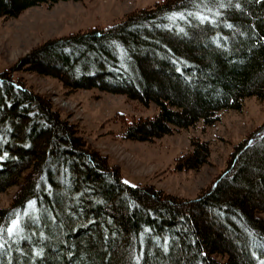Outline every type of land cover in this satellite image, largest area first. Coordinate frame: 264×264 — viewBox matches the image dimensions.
I'll return each instance as SVG.
<instances>
[{
    "label": "trees",
    "instance_id": "obj_1",
    "mask_svg": "<svg viewBox=\"0 0 264 264\" xmlns=\"http://www.w3.org/2000/svg\"><path fill=\"white\" fill-rule=\"evenodd\" d=\"M71 1L81 0H0V18ZM20 72L156 105L154 117L117 116L129 141L211 127L246 99H264V0H164L110 28L48 41L0 73V195L17 187L0 208V264H264V125L185 200L127 185ZM191 147L175 171L210 165L208 141L194 137Z\"/></svg>",
    "mask_w": 264,
    "mask_h": 264
},
{
    "label": "rangeland",
    "instance_id": "obj_2",
    "mask_svg": "<svg viewBox=\"0 0 264 264\" xmlns=\"http://www.w3.org/2000/svg\"><path fill=\"white\" fill-rule=\"evenodd\" d=\"M164 0H81L52 7L31 8L17 18H0V73L11 69L34 49L48 41L93 28L107 29L128 15L151 8ZM29 89L48 98L63 120L80 134L109 164L119 167L122 179L131 187L152 186L166 195L194 200L227 169L234 148L256 128L264 125V99H246L241 111L219 114L220 121L208 127L180 130L155 142L124 138L118 115L154 117L156 105L144 106L122 95L98 90L69 91L55 78L18 73ZM198 137L211 146L210 165L200 171H175L176 159L192 151L191 139ZM17 187L0 195V208L10 207ZM264 219V213L260 214Z\"/></svg>",
    "mask_w": 264,
    "mask_h": 264
},
{
    "label": "snow or ice",
    "instance_id": "obj_3",
    "mask_svg": "<svg viewBox=\"0 0 264 264\" xmlns=\"http://www.w3.org/2000/svg\"><path fill=\"white\" fill-rule=\"evenodd\" d=\"M173 15L175 16V15H177V14L174 13ZM126 183H127V181H126ZM29 203H32V202L30 201ZM17 226H18V221L13 220V221H12V226L9 227V229H8L9 234H12V232L14 231V229H15Z\"/></svg>",
    "mask_w": 264,
    "mask_h": 264
}]
</instances>
